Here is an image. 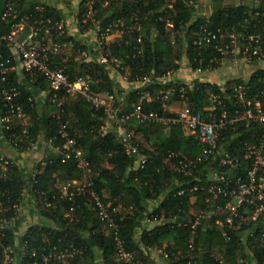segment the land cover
Segmentation results:
<instances>
[{
  "label": "trees",
  "instance_id": "16d2710c",
  "mask_svg": "<svg viewBox=\"0 0 264 264\" xmlns=\"http://www.w3.org/2000/svg\"><path fill=\"white\" fill-rule=\"evenodd\" d=\"M194 6L187 7L183 0H81L78 4L76 20L80 31L92 28V22L86 19L88 6L94 11L95 20L104 29L110 27L109 36L119 34V38L108 43L107 49L111 59H116L123 68L120 75L126 77L129 84L139 82V88L125 91L110 78V72L97 63L96 46L84 45L80 40L70 37L66 29L58 32L45 30L56 22H62L63 16L55 9L46 6L26 4L24 0H0V37H7L12 26L22 18H28L23 31L28 33L30 27L40 28L38 40L47 38L51 44L61 48L51 59V65L62 69L74 80L77 77L91 75L94 91H106L113 95L124 114L131 113L140 107L143 114H155L159 117H175L169 108L178 104L183 110L188 107L199 113L206 122L217 121L223 112L232 116L242 111L234 90L237 86L245 88L244 99L251 105L259 104L264 108V70H256L248 80L241 78L225 81L223 85L193 80L190 83L167 81L168 75L176 74L185 59L189 69L195 72L215 71L222 62L229 61L230 51L235 46L231 37L236 40V47L241 51L243 38H258L264 51V0H213L212 10L208 17L197 15L196 6L199 0H192ZM252 2V4H248ZM17 11L16 19L1 20L6 6ZM171 5V10L168 6ZM42 7L43 11L36 8ZM169 19L172 28H165ZM84 21L86 22L84 24ZM207 26L221 40L199 49L193 45L201 27ZM83 29V30H81ZM138 39L140 42L138 43ZM0 51L6 54V44ZM65 45V47H64ZM72 45L71 49L68 47ZM228 46L220 55L215 46ZM90 58L86 62V57ZM80 57V59H79ZM241 54L237 58H241ZM234 59V58H233ZM262 59V58H261ZM260 59L253 58L250 63ZM165 79V81H162ZM20 91L17 102L23 106L28 117V135H23L20 122L12 124V130L3 132V140L18 151L29 149L42 141L47 144L56 138L54 146H62L58 137L57 122L49 112H40L38 103L31 107L28 99L46 90L47 83L40 75L30 82L10 75L9 85ZM219 98L220 104L213 112L211 97ZM0 99V117L2 115ZM62 122L66 124L67 133L74 139L78 149L90 164L93 171L94 190L105 204L112 208L121 206L120 238L126 252L132 254L139 264H152L148 249L164 250L169 259L167 264H187L185 258L188 245L192 241L197 264H262L264 259V222L242 223L239 230H222L214 220L205 222L197 228L194 235L189 229L177 228L169 223L176 218L177 222H191L196 213L206 207L207 192L189 194L194 183L173 171L165 162L168 152L178 153L195 159L201 152V145L193 138L185 136L180 127L166 128L145 122H131L129 130L141 136L150 145L153 155L143 169L132 171L134 159L126 156L122 141L115 132L102 133L104 125L102 113L96 112L81 96L68 97L63 105ZM239 122L222 131L218 140L221 150L232 156H241L246 145H256L264 135V124ZM20 149V150H19ZM172 163V162H171ZM218 165V159L214 166ZM249 163L244 161L232 171L222 172L233 176H244ZM209 166L201 164L195 173L204 175ZM199 177V178H201ZM204 177V176H203ZM202 177V179H204ZM82 179L77 162L70 158L62 162L57 153H50L43 162L34 167L33 176L26 181L21 172L14 167L6 182H0V210L12 220L16 217L11 206H20L23 192L29 186V192L39 205V194L55 195L63 184ZM178 180V184L174 180ZM201 179V180H202ZM204 182V181H203ZM184 190L182 196L177 193ZM6 192V197L1 194ZM6 200L9 204H6ZM159 202L157 207L149 209L148 204ZM220 203H222L220 201ZM70 203L60 202L49 212L39 211L51 225L31 226L20 239H16L14 230L7 229L0 239V264L3 262V248L12 247L18 252L17 264H42L43 254L54 247L61 249L73 245L82 253L67 264H124L116 257L115 243L105 225L97 218L94 203L88 195L75 198L74 209L70 212ZM244 209L239 210L244 214ZM66 215H69L68 217ZM141 220L161 221L154 223L149 230L137 231ZM177 224V223H175ZM223 232L226 233L224 236ZM23 250V258L19 250ZM20 248V249H19ZM177 255V261L172 260Z\"/></svg>",
  "mask_w": 264,
  "mask_h": 264
},
{
  "label": "built area",
  "instance_id": "2783aa9c",
  "mask_svg": "<svg viewBox=\"0 0 264 264\" xmlns=\"http://www.w3.org/2000/svg\"><path fill=\"white\" fill-rule=\"evenodd\" d=\"M183 2L187 7L194 6L192 0H183ZM171 8L172 6L169 5L168 9L171 10ZM16 17L17 11L12 6L7 5L1 20L16 19ZM86 19L92 22L91 29L95 33L94 46H96L98 52L97 63L105 67L109 72L118 74L123 70L121 63L116 59H111L107 49L110 27L104 29L100 26L99 22L95 20L91 5L88 6ZM27 20V17L20 19L18 24L12 26L10 35L0 37V48L3 46L2 43H5L8 47L6 54L0 51V99L3 109L0 117V138H3L4 131H11L12 124L16 122H20L23 126V135H28V117L23 106L17 102L20 97V91L11 84L9 85L10 75L19 71L23 78H27L30 82L40 75L46 81L47 88L30 97L28 103L31 107L35 106L36 103L53 107L54 110L51 112V117L57 122V134L63 142L61 148H56L54 146L56 138H54L46 144L47 150L50 153L59 154L62 162L73 158L82 173L81 180L63 184L55 195L48 197L44 194H39L40 211L49 212L56 208V204L67 202L70 203V212H72L75 198L79 195H88L94 203L93 208L97 218L105 225L115 243L117 259L124 264H139L132 254L126 252L124 243L120 238L121 206L112 208L110 204H105L94 190L92 168L84 158L81 150L78 149L79 147L75 140L69 137L66 124L61 120L66 99L72 96H81L92 109L102 113L105 120L104 125L101 127L102 133L112 131L121 139L126 156L134 159L132 171L143 169V166L148 162V156L145 153L150 152L153 155V150L150 146L145 147L138 142L134 132L129 130L131 122L143 124L149 121L161 125L165 129L172 126L180 127L185 136L199 142L202 149L195 159L168 152L165 160L173 171L194 183L193 187L188 191L189 194L204 191L208 194L205 199V209L196 213L193 221L189 223L184 220L177 222L176 218H172L169 220L172 226L177 228L189 226L194 235L197 228L202 227L209 220H214V224L222 230L230 231L239 230L242 223L264 222V135H262L258 144L246 145V149L240 157L224 153L218 145L221 132L227 130L228 126H233L243 121L246 123V127L250 124H264V108L257 103L251 105L250 101L244 99L245 88L243 85L237 86L234 90L242 111H236L232 116H228L226 112H223L220 118L212 123L206 122L199 113L188 107L175 113L176 116L173 118L159 117L155 114H143L140 107H136L131 113L123 114L113 95L106 91H94L92 89V86L98 81H93L91 75L80 76L71 80L62 69L51 65L52 57L57 54L61 47L58 44L36 43L40 28L30 27L28 33L20 37L19 34L23 31V26ZM48 24H51V27L45 30V35L48 34L49 29L62 32L65 28L63 22H56L52 25L48 21ZM165 28L167 30L172 28L169 19L165 20ZM221 38V36H216L209 31L207 26H204L198 31L193 45L201 49L205 45L208 46L220 41ZM139 42L140 39H138ZM243 42V49L239 51L236 47V40L233 36L231 37V44L235 46L230 51L232 56L237 52L247 62L253 58L264 60V51L261 49L258 38L248 36L243 38ZM215 50L220 55H223L224 51L229 49L228 46L220 47L216 45ZM193 73L203 75L211 73V71L203 72L197 69ZM123 80L129 84L126 77ZM162 81H165V79H162ZM210 100V111L213 112L220 102L216 96L211 97ZM217 159L218 165L215 167L214 162ZM244 161L248 162L249 166L243 177L233 176L230 173L228 175V172L221 171L223 169L228 171L237 169ZM203 163L209 166L205 171L206 173L202 175L204 179L201 176L199 178L195 174ZM14 167L15 163L13 160L0 156V182L8 180V175ZM174 183L178 184L179 182L175 179ZM183 194L184 190L177 193L178 196ZM1 197L5 198L6 192H3ZM158 203L154 202L155 207L158 206ZM6 204H9V201L6 200ZM11 209L14 210L16 216L19 215V207L11 206ZM241 209H244V214L239 212ZM66 216L68 217L69 215ZM12 222L13 219H7L1 209L0 239L2 233L12 227ZM155 222L159 223L161 221L154 220L152 223ZM223 234L227 237L225 232ZM24 249L25 246L19 250L21 252L19 258H23ZM147 252L150 255L160 257L163 261L169 259L168 254L162 249L153 248L148 249ZM81 253L79 249L71 244L61 249L54 247L51 251L43 254L42 264H67L81 255ZM17 255L18 252L15 248H3L2 264H17ZM196 257L197 254L193 243L190 241L188 252L184 259L187 264H197ZM178 259L177 255H172L173 261ZM262 264H264V259Z\"/></svg>",
  "mask_w": 264,
  "mask_h": 264
},
{
  "label": "crops",
  "instance_id": "0c3cea01",
  "mask_svg": "<svg viewBox=\"0 0 264 264\" xmlns=\"http://www.w3.org/2000/svg\"><path fill=\"white\" fill-rule=\"evenodd\" d=\"M80 1L81 0H24V2L27 5L28 4H34V5L36 4V5L51 7L53 9H55L59 14H61L63 16L62 22L64 23V27L66 29L67 34L70 37H73L75 40H80V42H81V41H83V38H81L82 34H85L89 30L92 31V29L85 30V31H80V29H79V26H78V23L76 20V14H77V9H78V4ZM36 9H37V11H40V12L43 11L42 7H38ZM23 27H26V24H24ZM81 30H83V29H81ZM26 34L27 33L22 31V32H20L19 36L23 37ZM93 35L95 36V33H93ZM111 37H112V35L107 38L108 43L115 40V39H111ZM36 43L48 44L51 42H49L47 40V38L42 37L40 40H38L36 38ZM82 44H84V43H82ZM84 45H87L88 47L92 46V48H93L94 41H93V44L89 45V43L88 44L86 43ZM71 47H72V45H70L68 47V49H71ZM5 48L8 50L7 46ZM83 56L86 57L85 54ZM85 61L89 62L90 58L86 57ZM243 62H244L243 59L242 60L238 59L235 62L236 64H231V65L225 64L224 65L222 63L221 67L218 70H215L211 73H207V74H203V75H196L189 69L186 60L183 59L182 63H181L180 70L176 74L170 75L169 77H167V81H180L182 83H186L183 81L199 80L201 82H208V83H215L218 85H223L225 83V81L231 80V79L241 78L244 80H248L249 77L256 70H258V69L264 70V67H262L261 64H259V63H256V64L252 63L251 65L248 66L245 64V62L244 63ZM230 67H233V68L235 67L238 69V71L236 70L234 75L229 74L228 69L230 70L231 69ZM224 69H226L227 72H223ZM186 72H191L192 78L191 77L189 78L187 76V78L186 79L184 78L185 80H183L182 75H183V73H186ZM115 75H116V73L110 72L111 80L113 82L119 84V78ZM16 76L21 80L24 79L19 71H17ZM132 84H136V83H132ZM121 87L125 90L124 86H121ZM131 89L132 88H129L128 90H125V91H129ZM133 89H136V88H133ZM42 105L44 106V104L38 103L39 109H40V107H42ZM45 106H47V105H45ZM172 108L173 107H171L170 110ZM172 111L177 113L176 112L177 109L172 110ZM42 140L43 139L41 138L37 144H35L33 147H31L29 149L25 150L23 148V151H18L17 148L15 149L11 144H9L7 141L3 140V138H0V156L13 160V162L15 163V167L21 172L24 179L26 181H28L33 176L34 167L37 164L43 162L44 159H46V157L50 154V152L46 148V144ZM148 206H149L148 207L149 209L155 207L154 203H149ZM19 210H20L19 215L13 219L12 227H11L14 230V235H15L17 240L20 239L24 235L26 230L31 226L51 225V223L46 218H44L43 216H41L39 214L40 209L37 208V202H36L34 196L31 195L29 192V186H27L23 192V198H22V201L20 203ZM140 222L141 223H140V227L137 231V234H140V232L143 230L151 229L154 225V223L149 222L148 220H141ZM151 256L152 255H150V258H151ZM160 264H167V263L164 261L163 263H160Z\"/></svg>",
  "mask_w": 264,
  "mask_h": 264
},
{
  "label": "rangeland",
  "instance_id": "374dc122",
  "mask_svg": "<svg viewBox=\"0 0 264 264\" xmlns=\"http://www.w3.org/2000/svg\"><path fill=\"white\" fill-rule=\"evenodd\" d=\"M213 0H199V3L197 4V8H196V10H197V15L198 16H201V17H208L209 15H210V12H211V10H212V2ZM248 4H252V2H249ZM93 33H94V31L92 30H89L88 32H86L85 34H82V36H81V38H83V41H81L82 43H84V44H88L89 43V45L90 44H93V41H94V39H95V36L93 35ZM116 38H119V34L116 32V33H114L113 35H112V37H111V39H116ZM82 40V39H81ZM93 40V41H92ZM238 54L239 53H235V55L233 56V57H231L230 59H229V61H224V62H222L224 65L225 64H229V65H231V64H236L235 62L238 60V59H240V60H242V58H237V56H238ZM234 58V59H233ZM79 59H80V57H79ZM244 62H245V64L246 65H251L252 63H250V62H247V61H245V60H243ZM243 62V63H244ZM256 63H259V64H261V66L262 67H264V60H258V61H256L255 62V64ZM231 69V71L228 69V73L229 74H232V75H234L235 74V71L237 70L238 71V69L237 68H233V67H230ZM185 72V71H184ZM223 72H227L226 71V69H224V71ZM115 76H117L118 78H119V84L121 85V86H124L125 87V90H128L129 88H139L142 84H140V83H136V84H127V83H125L124 82V80H123V76L122 75H120L119 73H118V75L116 74ZM183 77V80H185L186 78H187V76L190 78H192V73L191 72H186V73H183V75H182ZM113 78V77H112ZM185 78V79H184ZM206 79V78H205ZM193 81V80H192ZM183 82H188V83H190L191 81H183ZM173 108L170 110L171 112H173L172 110H175V109H177V111L176 112H179L180 110H181V108H180V106L178 105V104H176L175 106H172ZM170 109V108H169ZM49 110H50V108H48L47 106H43L42 105V107H40V109H39V111L40 112H49ZM173 113H175V112H173ZM135 136H136V139L138 140V142L139 143H141V144H143L145 147H148V146H150L149 144H147L145 141H144V139L141 137V136H139V135H136L135 134ZM47 148V147H46ZM151 260H152V264H160V263H163L164 261L160 258V257H158V256H156V255H152L151 256Z\"/></svg>",
  "mask_w": 264,
  "mask_h": 264
}]
</instances>
